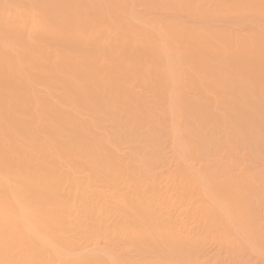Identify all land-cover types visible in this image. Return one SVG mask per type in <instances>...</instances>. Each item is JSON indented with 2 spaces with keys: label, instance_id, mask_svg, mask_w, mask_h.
Instances as JSON below:
<instances>
[{
  "label": "rangeland",
  "instance_id": "obj_1",
  "mask_svg": "<svg viewBox=\"0 0 264 264\" xmlns=\"http://www.w3.org/2000/svg\"><path fill=\"white\" fill-rule=\"evenodd\" d=\"M9 1L0 0V5L5 3L9 5ZM80 1L63 0L61 3H55L54 0H38L34 3V0H22L10 4L17 13L31 11L30 9L34 7L42 10L46 13L43 17L44 21L51 19L49 12L56 8L59 9L57 12L64 17V25H72L78 20L79 24L76 26L80 28L82 21L89 22V31L95 32V35L90 33L93 36L91 39L85 35V39L82 37L72 44L70 35L65 36L67 37L65 43L71 44L69 46H63L62 41H59L61 43L55 42L54 36L46 37L47 40L42 39L43 41H39L35 47L33 60L39 57L40 53H44L47 56L44 61L49 63L53 61L52 55H60V67L65 73V63L68 61L66 59L79 55L77 54L79 48L85 51L92 50L88 57L95 53L100 56V62L96 59L94 65L92 62L79 66L75 74H70L71 85L82 81L85 83L84 87H89L83 88L86 90L83 92L82 89L76 90V95L73 94L70 98L66 94L67 83L64 84L63 80L58 81L60 80L57 78L59 75L49 70V64H44L40 71L37 70L42 73L40 77L32 79L36 83L32 82V91L28 86L21 85L24 89L20 92L28 98L27 105L29 106L24 114L15 112L16 103L12 102V99L18 97L16 95L19 94V88H14L15 90L7 93L6 97L3 94L0 95L3 98V101H0L1 125L7 126L10 118L21 123L35 124L33 114H38L39 111L36 113L31 110L34 102L44 101L42 99L51 100L50 97H52L53 100H65L66 98L70 105L69 110L71 109L72 113L67 112V115L62 116L61 122L66 123L65 118L68 116L70 125L75 126H72L70 131L73 130V133L75 128L80 126L81 129H77L76 133L78 131L80 134L79 130H82L81 137L76 133L70 134V131L68 135L60 132L58 136L52 137L47 127L38 130L28 127L29 130L32 129L31 137L36 140V143L38 142V145L42 143L45 147L46 145L51 146V142L59 141L61 137L62 144L56 153L51 152V149L44 152L39 151V153L43 152L45 157L40 156L41 153L34 150L33 146L30 147L35 142L33 144L27 142V144L21 140L16 144H10L0 133V148L4 146L7 151L11 150L12 153L28 159L32 155L39 156L34 161L25 159L26 162L22 163L23 166L19 164L20 169L15 174H24L28 182V191H23V199L18 198L17 205L22 204L28 211L30 217L27 216V220L34 226L31 230L33 235L43 236L40 241L50 243H44L48 246L45 245L44 254L41 253L43 257H40L45 260L49 255L48 262L53 258L54 261L58 259L57 262L50 261L55 264H85L89 260L87 264H264V45L258 44L254 47L252 49L254 55H251V58L245 50L248 41L255 43L260 39L264 40V22H257L264 17L263 14L257 19L258 15L263 13L259 11L264 9V0H256L253 7L249 8L243 7L239 3L240 0H92L98 11L94 13V16L86 15L87 17L81 8H68ZM62 10H64L63 13L60 12ZM68 10L72 11L68 13ZM4 19H0V27L7 23ZM234 22H239V25L236 23L237 26H235ZM58 23L56 22L57 25ZM144 34H148L147 39H144ZM31 38V35L25 34L22 41L31 43L34 39ZM1 40L2 36H0V42ZM13 40L15 39L11 38L9 40L11 42L7 41L0 52H10ZM122 41H128L133 46L144 45L145 55L156 59L164 54L167 45L172 43L175 46L173 54L177 55L180 60L179 66L148 62L150 59L145 55L141 56L143 58L140 57V51L138 55H134L124 48L121 49ZM73 45H79L75 52L71 48ZM243 51L246 52L245 56ZM230 54H234L236 62L230 59ZM194 56H196L195 59ZM207 59L209 63H204ZM168 66L172 67V70H169ZM250 68L255 70L257 78L251 74ZM139 69H142L140 78L138 76L130 79L125 77L122 82L120 80L115 82V80L112 83L104 79L106 73L108 75L119 73L117 76L121 77L120 73L125 70L138 71ZM162 69L171 72V74L165 73L161 78L167 83L168 78L171 77L170 84L160 83ZM194 72L197 73L194 74ZM198 73L207 75L209 78L210 75H216L217 85L213 81V86L210 79L207 80L204 75H201L203 77L201 78ZM150 77L151 82L148 79ZM188 82L192 83L191 87H187ZM1 84L0 88L6 89L4 86L1 87ZM164 85L167 87L165 88ZM194 87L201 88L197 90L199 96L188 93V90L192 91ZM122 89L127 90L131 95L134 94L133 97L136 98L131 101L125 98V102L121 94L118 96ZM170 89L173 92L172 102L165 98L167 96L165 92ZM216 89L218 91L221 89L223 92L215 91ZM94 90H99L101 94L100 97L98 94L97 99H95ZM0 91L4 92L2 89ZM234 91H237V96H240L238 99L235 98L236 92ZM178 92L183 95L174 97V93ZM77 96L80 98H76ZM192 98L194 101L191 100ZM185 105L187 109H192V112L185 111ZM8 107L13 108L11 111L8 110L9 116L5 115L7 112L5 109ZM122 108L126 109L123 111L130 112L129 117L124 115L127 119L132 117L136 111L142 112L141 115L143 112L145 114L143 118L136 120L137 123L132 130L133 135L130 129L121 128L123 124L119 119L127 121L123 116L126 112L121 111ZM188 111L193 119L192 117L187 118ZM111 114L118 116V119L111 118ZM189 118L193 121L188 122ZM208 119L210 120L207 121ZM78 122L81 124H77ZM154 133H158L157 136ZM86 147H89V150ZM111 156L118 159L120 157V160H110ZM96 160L97 162L94 163ZM43 170L47 178L45 174H41ZM1 178L3 177L0 176ZM48 179L52 180V182L50 180L52 190L45 196L44 186ZM233 179L240 185L242 184L245 191L233 190L234 187L230 185L232 181H229ZM154 181L159 186L154 185ZM139 182L141 185L144 184L141 186ZM211 187L214 188V192ZM159 193L162 194L159 195ZM142 194L149 202L151 200L157 202L158 196H161L163 203L153 202V208L150 209V211L154 210L152 214L149 209L143 212V215L145 213L142 216L143 222L148 219L149 212L148 217L155 216L152 219L149 218L147 222L143 223L141 220L140 224L139 216L135 214L137 222L135 221L136 224H134L125 219L129 217V214L123 209L130 200L131 202L138 200L140 198L138 196ZM111 195L112 197H109ZM185 195L188 196L185 197ZM228 202L239 203L240 210H237L234 215L229 214L225 207ZM158 204H168L169 209L163 205L160 208L161 205ZM154 206L159 211L154 209ZM203 208L205 210L201 211ZM206 208L210 212L206 211ZM217 208L224 210L221 211L222 215L216 213ZM115 210L119 213L123 210L120 215L123 213L124 216L118 213L116 219L113 218L111 215ZM196 210L199 212L196 213ZM225 211L230 215H227L229 217L225 216ZM33 212L36 213L33 215ZM200 212H206L207 218ZM213 213L217 214L215 218L217 220L209 218L211 215L215 217ZM35 215L37 217L33 218ZM157 218L158 221L155 224L154 220ZM160 219L164 225L160 223ZM211 221L220 223H211ZM4 222L0 223V234L4 232L6 226ZM13 224L15 225L10 229V234H12L4 233L0 237V240H3L1 241L3 243H0V251H2L0 252V264H5V262L8 264V261L13 264L14 260L17 262L28 256L34 259L29 264H40L36 254L38 253L37 247L35 249L33 247L34 251L32 250L29 255L27 252L31 250L26 251L29 243L26 239L32 237L29 235L31 231L28 234L26 230L19 228V224ZM142 224L145 226L141 227ZM137 228L143 233H145L144 229H149V234L154 236L159 235L155 233L160 231L162 234L164 231L163 234H167L166 238L171 231L172 243L175 239L176 244L173 243V245H177L176 250L188 255H185L184 259H178L174 253V255L169 253L165 255L163 250L162 252L158 249L155 252L152 251L150 245L149 247L146 245V243L149 244L148 231L145 230L146 238L140 231L138 233ZM136 232L139 238L135 237ZM121 234H125L123 240ZM141 234L143 238L140 237ZM133 236L134 238L131 239ZM135 238L137 241L141 240V243L138 241L139 245L143 243L140 247L134 244ZM30 242L33 245L40 243L35 240H30ZM11 243L10 248L14 251L11 249V252L6 251ZM81 246H85L83 248H86L84 249L86 252L82 251ZM93 248H95L94 251H92ZM148 249L150 253L147 252ZM105 250L108 252L106 253ZM149 257L153 261H146ZM169 257H172V262ZM19 263L27 262L21 260Z\"/></svg>",
  "mask_w": 264,
  "mask_h": 264
},
{
  "label": "bare ground",
  "instance_id": "obj_2",
  "mask_svg": "<svg viewBox=\"0 0 264 264\" xmlns=\"http://www.w3.org/2000/svg\"><path fill=\"white\" fill-rule=\"evenodd\" d=\"M19 1H22V0H10L9 1V5H8V3H5V4H2V5H0V6H2L1 8H0V14L2 15V16H0V19H3V18H5L4 20L7 22L6 24H4V26H1L0 27V36H2V40H1V42H0V50L2 49V47L6 44V42L8 41V42H11V41H9L11 38L12 39H15V40H13V42L11 43V51L10 52H0V64H1V66H0V83H2L1 85V87H5L6 89H4V88H0V89H2V90H4V92L2 91V93H1V91H0V95L1 94H3L5 97H6V94L7 93H10V92H12L13 90H15L16 88H19V94H17L16 96H18V97H15V99H12V102L13 103H16L15 104V108H14V110H15V112H17V113H19V114H24L25 112H27L28 111V109H29V106L27 105V101H28V98H25V96L24 95H22V92H23V87L21 86V85H23V86H25V87H29V90L30 91H32L33 89H32V87H33V85H31V84H36L35 82H33L32 81V79L34 80L35 78H37V77H40L41 76V73L42 72H38V71H40L42 68V65H44V64H49V70L51 69L54 73H55V75H59V77H57V78H59L60 80H58V81H62L63 80V83L64 84H66L67 83V85H68V87H67V95L69 96V98L74 94V96L76 95V90H79L80 91V89H82V92L83 91H86V90H83V88H89L88 86H85L84 87V82H82V81H80V82H76L75 83V85H71V83H72V80H70L69 78H70V74L71 73H74L75 74V72L78 70V67L79 66H83V65H87V64H91L92 62H93V65H94V63H95V60L97 59L98 60V62H100L99 61V59H100V56H98V54H96L95 53V55H91V56H89L88 57V55L90 54V53H92V52H90V51H92V50H88V51H85V50H82V49H80L79 48V51L77 52V54H79V55H77L75 58L73 57V58H71V57H68L66 60H68L66 63H65V66H66V72L64 73L63 72V68L62 67H60V55H52V59H53V61H51V62H49V63H47V62H45L44 60H45V58L47 57L44 53H40V56L39 57H37L35 60H33V56H34V54H35V51H36V48L35 47H37V45L39 44V41H43L42 39H45V40H47L46 39V37L47 38H49V37H53L54 36V41L55 42H57V43H61V42H59V41H62V43H63V46H69V45H71L73 42H75L76 40L78 41L79 39H81L82 37L85 39V35L86 36H88V38H92L93 36H91V34H94L95 35V32H90L89 30H90V23L88 22H83L82 21V19H81V21H82V23H80L81 24V26L83 25V23H84V25L81 27L80 26V28H77V26L76 25H78L79 24V22L77 23V21L74 23V24H72V25H70V24H66V25H64V17L62 16V14H60V13H58L57 11L59 10V9H56V8H54V9H52V10H50V12H49V16H50V20H48V21H44V16L46 15V13L44 12V11H42V10H39V9H37V8H31L30 10L31 11H28L27 10V12H24V13H17L16 11H15V9H12V7L10 6V4H11V2H19ZM38 0H34V3H36ZM45 1H47V0H45ZM55 1V3L56 2H62L63 0H54ZM255 2H256V0H240L239 1V3H241V5H243V7H245V8H249V7H253V4H255ZM71 7H73V8H75L76 9V7H78V8H81L83 11H85V17H87L86 15H88V16H91V15H93L94 16V13L96 12V11H98V9L93 5V3H92V0H81L80 2H78V3H73L70 7H68V8H70V9H72ZM242 7V8H243ZM161 10V9H160ZM63 11L64 10H62V11H60L61 13H63ZM72 11V10H71ZM71 11H69L68 10V13H70ZM29 12V13H28ZM260 12H263V13H261V14H259L258 15V17H257V19L260 17H262L263 16V14H264V9H262V10H260L259 11V13ZM67 13V14H68ZM262 20H260V21H257L258 23H262V22H264V17L263 18H261ZM85 20V19H84ZM256 20V19H255ZM254 20V21H255ZM8 22H10V23H8ZM56 22H59L58 23V25L56 24ZM236 23L237 22H234V25L235 26H237L236 25ZM239 23V22H238ZM237 23V24H238ZM253 23H255V22H253ZM239 25V24H238ZM241 27H242V25H241ZM29 30V32H27ZM3 31V32H2ZM104 32H106L105 30H103ZM99 32V31H98ZM91 33V34H90ZM107 33V32H106ZM7 34H9V35H7ZM11 34V35H10ZM25 34L28 36V35H31L32 36V38L31 39H33V42H31V43H25V42H23L22 40L24 39V36H25ZM74 34V35H73ZM67 35H70V37L72 38L71 39V44H67V43H65L66 42V39H67V37H65V36H67ZM58 38H57V37ZM62 36V37H61ZM55 37H56V39H58V41L55 39ZM60 37V38H59ZM65 37V38H64ZM64 38V39H63ZM69 38V37H68ZM107 38V37H106ZM148 38V34H144V39H147ZM82 41V40H81ZM248 41V40H247ZM249 43H247V45H246V48H245V50H246V52H247V55H248V57L250 56V58H251V55L253 56L254 54H253V50L252 49H254V47H256L258 44L259 45H261V44H263L264 45V40H262V39H260L258 42H255V43H253L252 41H248ZM122 44H120V48L121 49H125L126 51H128L129 53H133L134 55H138L139 54V51H140V57L143 55H145V53H144V48H145V46L144 45H137V46H133L130 42H124V41H122L121 42ZM10 45V44H9ZM9 45H7V46H9ZM78 47H79V45H73V46H71V48L73 49H71L73 52H75V51H77L78 50ZM89 48H91L90 46H88ZM245 47V46H244ZM174 48H175V46H174V44H172V43H169L168 45H167V49H166V52L164 53V54H162V55H159V57L156 59V58H154L153 56H147V55H145L146 56V58H148V59H150L148 62H159V63H169V64H172V65H178L179 66V62H180V60H179V58H178V56L177 55H174L173 54V51H174ZM238 50V49H237ZM27 51V52H26ZM246 52L245 51H243V53H244V56L246 55ZM4 53V54H3ZM110 53V52H109ZM235 53V52H234ZM110 54H112V53H110ZM65 55H67V53H65ZM235 55H236V53H235ZM7 56V57H6ZM88 57V58H87ZM195 57L196 56H194L193 58L195 59ZM141 58H143V57H141ZM225 58V57H224ZM75 59H76V62H75ZM226 59V58H225ZM230 59L231 60H233V62H236V57L234 58V54H230ZM25 60V61H24ZM146 60V59H145ZM249 60V59H248ZM147 63V62H146ZM204 63H209V61H208V59L204 62ZM99 64V63H98ZM95 65H97V64H95ZM235 66H236V64H234ZM243 67V66H242ZM169 70H172V67H170V66H168L167 67ZM237 68H238V66H237ZM254 69V68H253ZM38 70V71H37ZM26 71V72H25ZM250 72H251V74H253V76L254 77H256L257 78V76H255V75H257L256 73H255V70H252L251 68H250V70H249ZM135 72H137L138 74H136ZM141 72H142V69L140 70H138V71H132V70H125V71H123V72H121L120 74H122V76L120 77V76H117L116 74H104V79H105V81H106V79L108 80V82H110V83H112V82H114L115 80V82H117V80H120V82H122V80H125V77H127V79H130V78H135L136 76H138L139 78H140V74H141ZM249 72V73H250ZM48 73V72H47ZM165 73H168V74H171V72L170 71H167L166 72V70H163L162 69V71H161V75H160V83H163V84H170V79H171V77L170 78H168L169 80L167 81V83H165V82H163V80L161 79L162 78V76L165 74ZM197 72H194V74H196ZM201 73V72H200ZM205 73V72H204ZM136 74V75H135ZM199 74V73H198ZM54 75V76H55ZM108 75V76H107ZM167 75V74H166ZM191 75V74H190ZM200 75V74H199ZM201 75H204V74H201ZM200 75V76H201ZM65 76V77H64ZM76 76V75H75ZM197 76V75H196ZM205 76V75H204ZM48 77V76H47ZM64 77V78H63ZM191 77V76H190ZM198 77V76H197ZM121 78V79H120ZM201 78H203L202 76H201ZM200 77H199V79H201ZM205 78L207 79V80H209L210 79V81H211V83H212V85L214 86V82L216 83V85H217V81H215V80H217L218 79V77L216 76V75H210V78L206 75L205 76ZM148 79H150V82L152 81L151 80V77L150 78H148ZM191 79V78H190ZM51 80V79H50ZM195 80V79H194ZM204 80V79H203ZM52 81V80H51ZM191 81H193V80H191ZM190 81V82H191ZM214 81V82H213ZM225 81V80H224ZM33 82V83H32ZM107 82V83H108ZM195 82V81H194ZM204 82V81H203ZM210 83V84H211ZM10 84H14V85H10ZM192 83H189L188 82V85H187V87H191L190 85H191ZM77 85H79L77 88H75V86H77ZM93 86V85H92ZM165 86V85H164ZM106 87V86H105ZM167 86H165V88H166ZM186 87V88H187ZM205 87V86H204ZM220 87V86H219ZM15 88V89H14ZM161 88V87H160ZM171 88V87H170ZM172 88H174V86L172 85ZM199 87H194V88H192V91L191 90H188L189 92L188 93H191V95H196L197 96V90H199V89H201V88H199ZM209 88V87H208ZM211 88V87H210ZM222 88V87H221ZM93 89V88H92ZM105 89V88H104ZM219 89V88H218ZM218 89H216L215 91H218ZM160 90V89H159ZM161 90H164V89H162L161 88ZM161 90H160V92H161ZM212 90V89H211ZM221 90V89H220ZM220 90L218 91V92H220ZM20 91H22V92H20ZM75 91V92H74ZM95 92H94V94H95V99H97V97H98V94H99V97H100V93L98 92L99 90H94ZM222 91V90H221ZM158 92V91H157ZM223 92V91H222ZM234 92H236L235 94H236V96H237V91H234ZM166 93V99H168V100H170L169 102H172L171 100H173V99H171V98H173V92H172V89H170L168 92H165ZM185 93V92H184ZM209 93V92H208ZM91 94V93H90ZM119 95L118 96H120V94H121V98L126 102V99L125 98H127L128 100H133V99H135L136 97L134 96L133 97V95H131L130 93H128V91L127 90H121V92H119L118 93ZM163 95H164V91H163V93H162ZM252 94V93H251ZM93 95V94H92ZM160 95H161V93H160ZM178 95H183L181 92L179 93H174V97H177ZM208 95V94H207ZM198 96H199V94H198ZM204 96V95H203ZM202 96V97H203ZM235 96V95H234ZM235 96V98H239L240 96H237L236 97ZM242 96H244V95H242ZM48 97V96H47ZM89 97H91V95L89 96ZM88 97V98H89ZM103 97V96H102ZM161 97V96H160ZM169 97V98H168ZM192 97V96H191ZM51 98V100H48V99H42V100H44V101H40V100H36L35 102H34V104H33V106L31 107V110L32 111H34V112H36V113H38V111H39V113L38 114H33V116H34V121H36V123L35 124H33V123H26V122H24V123H21V122H18V121H15V120H12L11 118H10V123L8 122V125L7 126H4V125H1L2 123H0V133L2 134V136L3 137H5V139L7 140V142H9L10 144H16L17 142H21V140H23L22 142H28V143H34L36 140H33V138L31 137V135H32V132H31V130L32 129H34L35 130V128H37V130L38 129H42V127H47V128H49V130H47L50 134H51V136L53 137V136H58L57 134L59 133V134H61L60 132H62V134H69V131H70V129H72V126L73 125H70L71 124V122H68V116H67V118H65L66 119V123H62L61 122V118H62V116H64V115H67V112L70 114V113H72L71 112V109L69 110V104L67 103V100H66V98H65V100H53V98L52 97H50ZM76 98H80V97H76ZM162 98H164L163 96H162ZM195 98V97H194ZM235 98H233V99H235ZM189 99V98H188ZM197 99V98H196ZM201 99V98H200ZM219 99V98H218ZM236 99V100H237ZM74 100V99H73ZM91 100H92V98H91ZM163 101L165 100V99H162ZM192 101H194L193 100V98L191 99ZM0 101H3V98H1L0 97ZM176 101V100H175ZM217 101V100H216ZM92 102V101H91ZM168 102V101H167ZM196 102V101H195ZM201 102V101H200ZM186 102H184V104H185ZM188 103V102H187ZM196 103H198V102H196ZM221 103V102H220ZM122 104V103H121ZM130 104V103H129ZM173 104V103H172ZM175 104V103H174ZM66 105V106H65ZM128 105V104H127ZM128 106H131V105H128ZM106 107V106H105ZM174 107H176V105L174 106ZM187 107L189 108V106L187 105ZM192 107V106H191ZM222 108V107H221ZM227 108V107H226ZM11 109H13L12 107H8V108H6L5 110L7 111V112H5V115H7V116H9V111L8 110H10L11 111ZM129 109H131V107L129 108ZM141 109V108H140ZM172 109V108H171ZM175 109V108H174ZM123 110H126L125 108L123 109H121V111H123ZM187 110H189V111H191L190 110V108L189 109H187L186 108V105H185V111H187ZM188 111V113H187V118L188 117H192V115L190 114V112ZM219 111V110H218ZM235 111V110H234ZM106 112V111H105ZM112 112H114V111H112ZM123 112H126V111H123ZM192 112V111H191ZM141 113L142 112H139V111H136L135 112V114L132 116V117H130L129 119H127V117H129L128 115H130V112L128 113V112H126L125 114H123V116L124 115H127V117L125 118V116H124V119H127V121H122V119H119V121L120 122H122V126H121V128H127V129H130L129 131H131L132 132V135H133V128L135 127V125H136V120H139L138 118H143L142 116L144 115L145 116V114H144V112H143V114L141 115ZM184 113V112H183ZM150 115V114H149ZM210 115H211V113H210ZM194 116V115H193ZM177 117H179V114H177ZM234 117V116H233ZM233 117H228L229 119H231V118H233ZM111 118H113V119H118V116L116 117L115 115H113V114H111ZM174 118V117H173ZM190 118L189 119H187V121L189 122V121H193V120H190ZM227 118V117H226ZM116 119V120H117ZM146 119V118H145ZM169 119V118H168ZM192 119H193V117H192ZM200 119V118H199ZM198 119V120H199ZM211 119V118H210ZM210 119H208L207 121H209ZM216 119V118H215ZM241 119V118H240ZM184 120V119H183ZM200 120H202V119H200ZM119 121H116V122H119ZM186 121V120H185ZM188 122H187V125H189L188 124ZM205 122V121H204ZM203 122V123H204ZM219 122V121H218ZM200 123V122H199ZM77 124H81V122H78ZM95 124H97V122L95 123ZM120 124V123H119ZM170 124H172L173 125V123H171L170 122ZM169 124V125H170ZM216 124V123H215ZM186 125V124H185ZM197 125V124H196ZM218 125H220L219 123H218ZM92 126V125H91ZM205 126H206V124H205ZM28 127H30V128H32V129H28ZM73 127H75V126H73ZM83 127V126H82ZM93 127V126H92ZM115 127H116V125H115ZM168 127H170V126H168ZM196 127V126H195ZM84 128H86V126H84ZM120 128V127H119ZM175 128V127H174ZM186 128V127H185ZM197 128H199V127H197ZM77 129H81V126L79 127V128H77ZM76 128H75V131L72 133V131L73 130H71L70 131V134L72 133V135L73 134H75L76 133V130H77ZM92 129H94V128H92ZM192 129V128H191ZM212 129V128H211ZM12 130H15L14 132H12ZM36 130V131H37ZM85 130V129H84ZM156 130V129H155ZM168 130V129H167ZM188 130V129H187ZM200 130V129H199ZM81 131L82 130H79V132H80V134H78V131H77V133L76 134H78L79 136L81 135ZM157 131V130H156ZM166 131V130H165ZM175 131V130H174ZM203 131V130H202ZM208 131H210V130H208ZM131 132H130V134H131ZM161 132V131H160ZM195 132V131H194ZM204 132V131H203ZM211 132V131H210ZM85 134H87L86 132H84ZM190 133V132H189ZM199 133V132H198ZM35 134V133H34ZM85 134H83L84 136H85ZM155 134V133H154ZM158 134V133H157ZM157 134H155L156 136H157ZM71 135V136H72ZM155 135H153V136H155ZM161 135H162V133H161ZM207 135V134H206ZM78 136V137H79ZM82 136V135H81ZM80 136V137H81ZM113 136V135H112ZM159 136V135H158ZM164 136V135H163ZM167 136V135H166ZM51 137V138H52ZM60 137V136H59ZM79 137V138H80ZM160 137V136H159ZM203 137V136H202ZM205 137V136H204ZM58 138V137H57ZM68 138V137H67ZM158 138V137H157ZM172 138V137H171ZM198 138H199V135H198ZM208 138V137H207ZM53 139V138H52ZM65 139H66V137H65ZM83 139H85V138H83ZM103 139V138H102ZM159 139V138H158ZM204 139V138H203ZM55 140H56V138H55ZM60 140H61V137H60ZM54 141V142H51L52 144H50L51 146H49V145H46L47 147H45L42 143V145L41 144H37L36 142H35V144L34 145H30V147L31 146H33V149L34 150H36L38 153H39V151H46L47 149H51V152H57V149L58 148H60V146H61V144H62V142L61 141ZM74 140H75V138H74ZM160 140H163V139H160ZM198 140V139H197ZM202 140V139H201ZM53 141V140H52ZM104 141V140H103ZM193 141H194V139H193ZM208 141V140H207ZM212 141H215V140H212ZM104 142H106V141H104ZM141 142H142V140H141ZM161 142V141H160ZM209 142V141H208ZM27 143V144H28ZM69 144H70V142H68ZM68 144V146H70ZM137 144H138V142H137ZM163 144V143H162ZM202 145H203V143H202ZM206 145H208L207 143H206ZM96 146V145H95ZM40 149H38V148ZM68 148V147H67ZM67 148H65V149H67ZM87 148V147H86ZM89 148V147H88ZM87 148V149H88ZM200 148V147H199ZM9 149H11V146H9ZM112 149V148H111ZM142 149V148H141ZM70 150V149H69ZM89 150V149H88ZM43 152H40L39 154H40V156H43ZM109 153H111V152H109ZM111 154H113V153H111ZM196 155V154H195ZM197 155H199V154H197ZM37 157H39V156H36V155H32V156H30V158L28 159L27 157H21V156H19V155H16V154H14V153H12L11 152V150H6V147L4 148V146L3 147H1L0 148V176L1 177H3V178H1L0 179V223L2 224V222L3 221H5L4 222V224L6 225L5 227H4V232L2 233V234H7L8 233V235H11L10 234V232H11V230L10 229H12L13 228V226L15 225V224H13V223H16L17 225L19 224V228L21 227L22 228V230H26L27 232H28V234H29V232L32 230V229H34L33 227L34 226H32V223L30 222V221H28L27 220V216H29L28 215V211H26L25 210V206H23L22 204H20V205H17V202H18V198H22V196H23V191L24 190H27L28 191V186H27V183L28 182H26V180H25V175L24 174H21V175H16L15 174V172H18L19 171V169L20 168H18L19 167V164L20 165H22V163L25 161V159H28V161H34V160H37L38 158ZM43 157H45V155L43 156ZM4 160H6V162L4 161ZM93 160H95V158L93 159ZM110 160H116V161H118V160H120V157H119V159L118 158H113L112 156H111V158H110ZM110 160H107V161H110ZM26 162V161H25ZM97 162V160L94 162V163H96ZM162 162V161H161ZM93 163V164H94ZM105 164V163H104ZM23 166V165H22ZM105 166V165H104ZM7 168V169H6ZM154 168V167H153ZM106 169V168H105ZM154 170V169H153ZM97 171V170H96ZM98 172V171H97ZM48 173V172H47ZM52 173V172H51ZM50 173V174H51ZM41 174H45V178H47L46 177V173L44 172V170L41 172ZM97 174V173H96ZM49 177H51L50 175H48ZM41 177V176H40ZM50 180L51 179H48L47 180V182L45 181V190H44V192H46L45 193V196L49 193V191L50 190H52L51 189V187H52V184L50 183ZM98 180V179H97ZM132 180V179H131ZM237 180V179H236ZM41 181V180H40ZM227 181V180H226ZM229 181H232V183H230V185L231 186H233L234 187V189L233 190H237V191H243L244 190V188H243V185L241 184H239V182L237 183V181H235L234 179L233 180H229ZM51 182H52V180H51ZM113 182V181H112ZM108 183H109V181H108ZM140 184L139 185H141V182H139ZM158 183V182H157ZM26 185L27 186V188H26V186H22V185ZM125 184V183H124ZM144 183H142V185H143ZM228 183H226V185H227ZM113 185V184H112ZM117 185V184H116ZM141 185V186H142ZM154 185H156V186H159L158 184H155V181H154ZM217 185V184H216ZM21 186L23 187V188H21ZM144 187V186H143ZM143 187H141V189L143 188ZM153 187V186H152ZM155 187V186H154ZM115 188H118V187H115ZM126 188V187H125ZM158 188V187H157ZM202 188V187H201ZM212 188V187H211ZM219 188V187H218ZM20 189V190H19ZM110 189H111V184H110ZM145 189V188H144ZM214 188H212L211 190H213ZM229 189H231V188H229ZM3 190V191H2ZM123 190V189H122ZM232 190V189H231ZM32 192H36V191H34V190H31ZM182 191H184L183 189H182ZM245 191V190H244ZM53 192V191H52ZM52 192H51V194H52ZM141 192V191H140ZM213 192H214V190H213ZM212 192V193H213ZM114 193V192H113ZM184 193V192H183ZM182 193V194H183ZM185 193H186V191H185ZM224 193V192H223ZM162 194V193H161ZM160 193H159V195H161ZM186 194H188V193H186ZM189 195V194H188ZM188 195H185V197L186 196H188ZM192 195V194H191ZM212 195H214V194H212ZM220 195H222V194H220ZM86 196V195H85ZM145 195L144 194H142L141 196H138V197H140L139 199H138V197L136 198V199H138V200H135V201H133V202H131V200H130V202L129 203H125L124 202V204H126L125 205V209H123V210H125V211H128V214H129V217H130V220H129V217H126L125 219H128V221L129 222H137V215L139 216V223L141 224L142 222H143V217L142 216H144L145 215V213H144V215H143V212L146 210V212H147V209H149V211H150V209L151 208H153L152 206H153V204L154 203H157V202H161V203H163V199L161 200L160 198H161V196H158L159 198H158V200H157V202H156V200H154L153 202H152V200L149 202L148 200L146 201V197H144ZM181 196V195H180ZM82 197V196H81ZM109 197H112V195L111 196H109ZM109 197H108V199H109ZM184 197V196H183ZM50 198V197H49ZM107 198V197H106ZM114 198V197H113ZM145 198V199H144ZM151 199H153L152 197H150ZM163 198V197H162ZM23 199V198H22ZM165 199V198H164ZM191 199V198H190ZM53 200V199H52ZM87 199H85V201H86ZM161 200V201H160ZM49 201V200H48ZM118 201V200H117ZM183 201H184V199H183ZM220 202V201H219ZM165 203H167L166 201H165ZM189 203V202H188ZM188 203H187V205H188ZM19 204V203H18ZM183 204V203H182ZM190 204V203H189ZM203 204V203H202ZM158 205H161L160 206V208L162 207V205L163 204H158ZM219 205H220V203H219ZM163 206H167L166 208H168V204L166 205V204H164ZM170 206V205H169ZM11 207H13L12 209H11ZM215 207V206H214ZM218 207H220V206H218ZM225 207H227V212H229V214H231V215H234V214H236V212H237V210H240V208H241V206H240V204L239 203H237V204H232V203H227V205H225ZM8 208H9V211H8ZM98 208V207H97ZM164 208V207H163ZM188 208V207H187ZM93 209H95V208H93ZM154 209H157V208H155V206H154ZM169 209V208H168ZM210 209H212V207H210ZM90 210H91V208H90ZM123 210L121 211V212H123ZM158 210V209H157ZM200 210V209H199ZM205 209L203 208V210H201V211H204ZM223 209L221 208V209H219V208H217V210H216V213L218 214V215H220L221 213H223V212H221ZM87 211V210H86ZM97 211V210H96ZM148 211V212H149ZM154 211V210H153ZM153 211H150L151 212V214L153 213ZM156 211V210H155ZM159 211V210H158ZM206 211H209L208 210V208H206ZM224 211V210H223ZM30 213H31V211H29ZM59 212V211H58ZM114 212V213H113ZM112 212V217L113 218H115L116 219V215H118V213H119V211H113ZM121 212L119 213V215L121 214ZM150 212L148 213L149 215H150ZM197 212H199L198 210H196V213ZM210 212V211H209ZM212 212V211H211ZM226 212V211H225ZM227 212L226 213H224V214H226L225 216H227V215H229V214H227ZM26 213V214H25ZM34 213H36V212H33L32 214L34 215ZM97 213V212H96ZM185 213V212H184ZM195 213V212H194ZM134 214V216H135V214H136V216L134 217V216H131V215H133ZM147 214V213H146ZM148 214H147V218L149 219L150 217H148ZM155 214H156V212H155ZM157 214H158V212H157ZM181 214H183V213H181ZM200 214H205L204 216L206 217V212L204 213V212H200ZM217 214L216 215H214V213H213V215L215 216V217H212V215H211V217L209 216V218H213L214 220H217V219H215V218H217L216 216H217ZM67 215V214H66ZM122 215L124 216V214L122 213ZM122 215H120V216H122ZM166 215V214H165ZM198 215V214H197ZM222 215V214H221ZM99 216V215H98ZM152 216V215H151ZM158 216H159V214H158ZM168 216V215H167ZM199 216V215H198ZM202 216V215H201ZM225 216H224V218H225ZM230 216V215H229ZM229 216H227V217H229ZM30 217V216H29ZM28 217V218H29ZM37 217V215H35V216H33V218H36ZM60 217V216H59ZM69 217V216H68ZM68 217H67V219H68ZM82 217V216H81ZM111 217V218H112ZM153 217H155V216H152V218ZM204 217V218H205ZM221 217H223V216H221ZM121 218H123V217H121ZM152 218H150V219H152ZM158 218H160V217H158ZM158 218H157V220L155 219H153L154 220V222H155V224H156V221H158ZM207 218V217H206ZM218 218H220V217H218ZM223 218V219H224ZM97 219V218H96ZM115 219H113V220H115ZM124 219V220H125ZM147 219V220H148ZM213 219H210V220H213ZM222 219V218H221ZM25 220V221H24ZM27 220V221H26ZM88 220H89V218H88ZM141 220H142V222H141ZM147 220L146 221H144V222H147ZM161 220V219H160ZM37 221V220H36ZM166 221V220H165ZM233 222H234V220H232ZM143 222V223H144ZM150 222H151V220H150ZM218 223V221H211V223ZM133 223H130L131 225H133ZM161 224L162 223H164V222H162V220H161V222H160ZM211 223H209V224H211ZM220 223V222H219ZM218 223V224H219ZM227 223V222H226ZM0 224V225H1ZM134 224H136V223H134ZM148 224H150V225H153L152 223H149L148 222ZM166 224V223H165ZM236 224V223H235ZM137 225L139 226V224L137 223ZM143 225V224H142ZM160 225V224H159ZM162 225H164V224H162ZM162 225H160V226H162ZM100 226V225H99ZM145 225H143V226H141V227H144ZM210 226V225H209ZM213 226H215V225H213ZM213 226H212V228H213ZM219 226V225H218ZM166 227H167V225H166ZM175 227V226H174ZM94 228H96L95 226H94ZM146 228V227H145ZM159 227H157V229H158ZM163 228V227H162ZM214 228H216V226L214 227ZM218 228V227H217ZM1 229V228H0ZM130 229H132V228H130ZM138 229V228H137ZM143 229V228H142ZM151 229H154V228H151ZM156 229V230H157ZM164 229V228H163ZM162 229V230H163ZM36 230V229H35ZM34 230V231H35ZM52 230V229H51ZM80 230V229H79ZM146 229H144V232L146 233V231H148V234H147V237H148V239H149V244H147L146 243V245L148 246V245H150V249L152 250V251H156L157 249H158V251H160L161 250V252H162V250L165 252L164 254L165 255H167L168 253L170 254V255H174V256H176V258H180V259H184L185 258V255H188V254H185L183 251H181L182 253H180L178 250H176V247H177V245H173V243L174 244H176L174 241H175V239H174V241H173V243H172V232L170 231V233H168V236H167V238H166V235L165 234H163V232L164 231H162V234H160V231H159V233H155L156 235L157 234H159V235H157V236H154V235H150L149 234V229L148 230H146ZM125 231H126V229H125ZM137 231V230H136ZM139 231L141 232V230H139L138 229V233H139ZM154 231V230H153ZM36 232V231H35ZM152 232V231H151ZM155 232V231H154ZM154 232H152V233H154ZM37 233V232H36ZM102 233V232H101ZM137 232H136V234L137 235H135V237L136 238H139V234H138ZM141 233H143V232H141ZM145 233H143V236H145L144 234ZM177 233V232H176ZM2 234H0V237L2 236ZM35 234V233H34ZM94 234L96 235V233H95V231H94ZM93 234V235H94ZM128 235L127 236H129V233H127ZM29 235H31L30 237V239H26V240H28L29 241V243H28V248H27V250L26 251H28V250H31V251H29V252H27V254L29 255V254H31V252H32V250L33 249H35V247H37L36 248V251L38 252V253H36L37 254V258H38V262L40 263V264H55L54 262H57L58 261V259H56L57 261H54L55 259L53 258V259H50V261H54V262H52V263H50V261L48 262V256H47V259H45L44 260V258H41L40 256H42L43 257V255L42 254H44V249H45V245L46 246H48L47 244H45L44 245V243H46V242H48V244H50L49 243V241H44V242H42V240L40 241V238L41 237H43V236H39V235H37V234H35V235H33V231H31L30 232V234ZM92 235V236H93ZM120 235V234H119ZM121 235H123V234H121ZM125 235V234H124ZM124 235H123V237L121 238L122 240H123V238H124ZM131 235V234H130ZM163 235H165V237L163 236ZM39 236V237H38ZM87 236V235H86ZM142 236V234L140 235V237ZM143 236H142V238H143ZM153 236V237H152ZM91 237V236H90ZM99 236H97V238H98ZM120 237V236H119ZM146 237V236H145ZM146 237V238H147ZM174 237H175V235H174ZM225 237V236H224ZM83 238H85V237H83ZM93 238H94V236H93ZM127 238V237H126ZM130 238V237H129ZM134 238V236L133 237H131V239H133ZM135 238V240L136 241H134L135 243V245L136 244H138V247H140L141 245H139L141 242V240L138 242L137 241V239ZM162 238H163V240H162ZM47 239V238H46ZM12 240V239H11ZM30 240H35V241H39L40 243H37V244H35V245H33V243H31L30 242ZM49 240V239H48ZM143 241H146V239H142ZM190 240V239H189ZM1 241H3V240H0V243H3V242H1ZM80 241V240H79ZM106 241V240H105ZM126 241H128V240H125V242ZM12 242V241H11ZM51 242H52V240H51ZM95 242V241H94ZM129 242V241H128ZM127 242V243H128ZM131 242V241H130ZM136 242H138V243H136ZM190 243V242H189ZM57 244V243H56ZM86 244V243H85ZM126 244V243H125ZM222 244V243H221ZM221 244H220V247H222L221 246ZM225 244V243H224ZM1 245V244H0ZM5 245H7V244H5ZM11 245H12V243L8 246L9 247V249H6V251L7 250H9L10 251V247H11ZM97 245V244H96ZM126 245H128V244H126ZM125 245V246H126ZM146 245H143V246H146ZM189 245H191V244H189ZM50 246V245H49ZM51 246H53V245H51ZM50 246V247H51ZM92 246H93V244H92ZM34 247V248H33ZM83 247H85V246H81V248H83ZM100 247V246H99ZM149 247V246H148ZM148 247H146V248H148ZM7 248V247H6ZM33 248V249H32ZM81 248H79L80 250H81ZM89 248V247H88ZM87 248V249H88ZM91 248V247H90ZM122 248V247H121ZM241 248V247H240ZM57 249H59V248H57ZM84 249H86V248H83V250L82 251H85ZM94 249L95 248H93L92 249V251H94ZM99 249V248H98ZM140 249V248H139ZM193 249V248H192ZM223 249V248H222ZM12 250V249H11ZM17 250V249H16ZM53 250V249H52ZM61 250V249H60ZM100 250V249H99ZM143 250V249H142ZM146 250V249H145ZM187 250H189V251H191L190 249H187ZM12 251H14V250H12ZM34 251V250H33ZM56 251H58V250H56ZM55 251V252H56ZM64 251V250H63ZM96 251H98L97 249H96ZM138 251V250H137ZM149 251V253H150V250L148 249L147 250V252ZM0 252H2V251H0ZM11 252V251H10ZM46 252V251H45ZM86 252V251H85ZM103 252V251H102ZM105 252H106V250H105ZM108 252V251H107ZM106 252V253H107ZM134 252V251H133ZM187 252V251H186ZM42 253V254H41ZM60 253V252H59ZM90 253V252H89ZM98 253H99V251H98ZM160 253V252H159ZM174 253V254H173ZM9 254V253H8ZM12 254V253H11ZM41 254V255H40ZM92 254H94V253H92ZM103 254H104V252H103ZM160 254H163V253H160ZM163 254V255H164ZM168 254V255H169ZM190 254V253H189ZM193 254V253H192ZM2 255H5L6 256V254H3L2 253ZM47 255V254H46ZM54 255V254H53ZM56 255H57V252H56ZM55 255V256H56ZM60 255V254H59ZM80 255V254H79ZM96 255V254H95ZM145 255H148V254H145ZM191 255V254H190ZM21 256V255H20ZM105 256H107V255H105ZM152 256V255H151ZM1 257V256H0ZM53 257V256H52ZM77 257V256H76ZM142 257V256H141ZM144 257V256H143ZM156 257H157V255H156ZM188 257V256H187ZM190 257V256H189ZM3 258V257H2ZM7 258V257H6ZM19 258H21V257H19ZM101 259L103 258V257H100ZM172 258V257H171ZM170 257H169V260H171V262L173 261L172 259H171ZM4 260H7V259H5V257L3 258ZM137 259H139V258H137ZM146 259H148L147 257H146ZM174 259V258H173ZM2 260V259H1ZM21 260H22V262L23 261H25V262H27V263H19V262H21ZM21 260H18L17 262H15V260H14V262H13V264H29V263H31L34 259L31 257H27V258H21ZM41 260V261H40ZM150 260H152V259H150V257H149V260H146V261H150ZM46 261V262H45ZM64 261V260H63ZM68 261H70V260H68ZM67 261V262H68ZM139 261V260H138ZM142 261V260H141ZM153 261V260H152ZM174 261H175V259H174ZM187 261V260H186ZM45 262V263H44ZM89 262H90V260H89ZM89 262H86L85 264H87V263H89ZM159 262H160V260H159ZM7 262H5V264H6ZM122 263V262H121ZM157 263V262H156ZM8 264H10L9 263V261H8ZM150 264H152V263H150ZM181 264V263H180ZM184 264V263H183Z\"/></svg>",
  "mask_w": 264,
  "mask_h": 264
}]
</instances>
